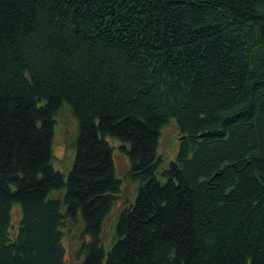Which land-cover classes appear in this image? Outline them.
Returning <instances> with one entry per match:
<instances>
[{"label": "trees", "instance_id": "obj_1", "mask_svg": "<svg viewBox=\"0 0 264 264\" xmlns=\"http://www.w3.org/2000/svg\"><path fill=\"white\" fill-rule=\"evenodd\" d=\"M114 148L137 189L106 246ZM0 264H264V0H0Z\"/></svg>", "mask_w": 264, "mask_h": 264}, {"label": "rangeland", "instance_id": "obj_2", "mask_svg": "<svg viewBox=\"0 0 264 264\" xmlns=\"http://www.w3.org/2000/svg\"><path fill=\"white\" fill-rule=\"evenodd\" d=\"M77 133V121L70 109L62 104L59 110L54 115V129L51 142L52 165L54 169L59 171L65 178L74 159L73 140ZM180 135L173 120L169 121L160 130V137L157 145V162L159 170H162L171 160L174 159L178 150ZM113 158L115 163L116 175L121 179V193L113 204L111 212L104 221V242L108 246L112 240L114 224L119 210L125 203L133 200L137 182L132 181L127 176L128 160L125 155L120 153L117 148L113 149ZM63 190L52 193L53 197H61ZM18 219V212H13V223ZM77 228L70 227L66 229L64 244L67 249L66 258L69 253L72 254L76 243L73 239L74 234H77Z\"/></svg>", "mask_w": 264, "mask_h": 264}]
</instances>
